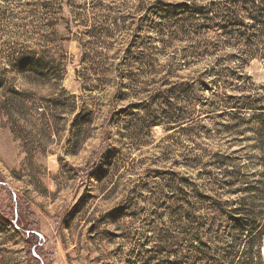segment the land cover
<instances>
[{
    "label": "rangeland",
    "instance_id": "obj_1",
    "mask_svg": "<svg viewBox=\"0 0 264 264\" xmlns=\"http://www.w3.org/2000/svg\"><path fill=\"white\" fill-rule=\"evenodd\" d=\"M263 123L264 0H0V264L255 263Z\"/></svg>",
    "mask_w": 264,
    "mask_h": 264
},
{
    "label": "trees",
    "instance_id": "obj_2",
    "mask_svg": "<svg viewBox=\"0 0 264 264\" xmlns=\"http://www.w3.org/2000/svg\"><path fill=\"white\" fill-rule=\"evenodd\" d=\"M261 143H262L261 147H264V142H261ZM263 177H264V174H263ZM233 185L234 184H232V186ZM257 195L260 198V202H261L260 208L262 209V212L255 214L254 212H252L255 209V207H249L247 218H245L244 220L245 224H242L243 222L242 223L240 222L238 226H235V230L238 227L239 229L250 230V232L252 233L249 246L253 247L254 244L257 245L256 246L257 251L255 254V257L257 256V261L253 264H259L258 259H261L260 248H261L262 242L264 241V179L258 184ZM248 202H249V199H243L240 208L241 209L245 208ZM237 211H240V210H237ZM16 216L18 217V219H16ZM16 216H13L12 218L14 220V223L18 227H22L21 228L22 232L26 237L25 246L27 248V255L39 263V258L33 255L32 253V248L35 246V242L40 240V237L37 235V233L30 231L28 229L30 225L28 224L27 218H33V216L31 215L29 210H25V212L19 211ZM20 219L26 222V225L24 227L21 224Z\"/></svg>",
    "mask_w": 264,
    "mask_h": 264
}]
</instances>
